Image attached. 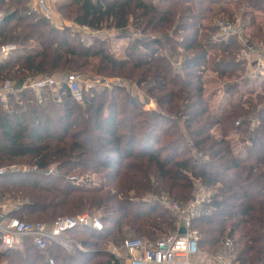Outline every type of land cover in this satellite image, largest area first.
Wrapping results in <instances>:
<instances>
[{"label":"trees","instance_id":"trees-1","mask_svg":"<svg viewBox=\"0 0 264 264\" xmlns=\"http://www.w3.org/2000/svg\"><path fill=\"white\" fill-rule=\"evenodd\" d=\"M155 1H59V11L79 26L133 28L145 37L118 60L104 41L95 39L88 46L69 28L52 26L31 10V0H0V12L3 4L14 5L0 23V48L18 46L0 61V84L10 79L19 88L29 79L95 67L98 73L134 82L158 106L146 112L138 98L120 87L84 88L82 104L64 85L59 93L44 90L40 98L31 90L20 91L17 98H8L7 110L0 100V168L7 169L0 176V203L18 205L9 217L49 225L63 217L99 214L103 231L69 233L83 251L68 253L56 244L48 251L55 264H117L105 246L122 248L130 233L157 241L176 231V216L152 196L168 195L185 205L199 182L212 191L193 224L200 251L216 254L230 239L237 255L233 264H264V82L257 88L249 80L227 84L231 95L243 85L252 97L258 89L262 94L212 114L202 83L208 56L222 53L212 66L221 80L232 78L245 72L238 58L243 47L236 38L219 44L208 40L206 46L200 42L203 30L213 33L204 23L214 7L236 3L245 29H251L249 41L264 44L263 26L253 15L264 14V0ZM164 45L173 53L185 52L182 72L160 53ZM171 117L183 126H174ZM253 119L259 122L251 133ZM215 127L219 138L211 135ZM236 131L244 142L252 137L251 147L240 153L228 140ZM186 135L202 158L184 148ZM12 166L18 169L9 171ZM89 175L98 178L97 185ZM0 264L48 263L26 238L18 249H4L0 242Z\"/></svg>","mask_w":264,"mask_h":264},{"label":"built area","instance_id":"built-area-1","mask_svg":"<svg viewBox=\"0 0 264 264\" xmlns=\"http://www.w3.org/2000/svg\"><path fill=\"white\" fill-rule=\"evenodd\" d=\"M32 11L49 21L52 26L63 29L54 11L56 0H32ZM4 20V15L0 13V23ZM70 29H78L79 32H86L97 36L100 31L91 30L77 24L69 26ZM218 36L227 41L237 38L243 47L238 58L243 62L246 71V79L257 80L264 75V44L256 46L242 35L243 30L240 21L217 20L215 24ZM76 31V30H74ZM78 32V31H76ZM217 41V40H215ZM18 51V46L14 44L4 45L0 48V61L7 60ZM84 77L79 73H66L61 80L52 77H42L24 81L21 87L16 88L11 80H6L0 84V100L7 102L10 96L17 95L20 91L31 90L40 98L44 90L59 93L62 85L66 86L73 98L79 104L83 103ZM109 83L106 82V87ZM93 86H89L93 88ZM237 126L240 122H237ZM251 140L248 145H251ZM15 167H10L9 171H15ZM5 169L0 168V176L4 175ZM203 198L196 197L186 205L174 202L169 198L152 199L157 201L165 210L173 213L177 218V229L174 233L159 239L149 241L141 238H128L124 240L122 249L126 252L127 264H192V260L200 254L199 235L193 228L194 221L199 217L202 210ZM7 207H0V242L4 249H18L22 246L26 238L33 240L34 246L45 255L48 264H55V260L50 255L48 249L50 244H56L64 251L73 253L83 251L82 246L76 240L69 237V233L77 229L103 231L101 217L89 212L76 217H63L57 219L52 224L42 222H25L14 217H9L6 212ZM181 228L186 229L185 234H180ZM113 255L119 257L114 248ZM218 259L220 264H233L236 259L235 245L232 240L227 239ZM116 260H118L116 258ZM119 261V260H118Z\"/></svg>","mask_w":264,"mask_h":264},{"label":"rangeland","instance_id":"rangeland-1","mask_svg":"<svg viewBox=\"0 0 264 264\" xmlns=\"http://www.w3.org/2000/svg\"><path fill=\"white\" fill-rule=\"evenodd\" d=\"M155 2L158 3L159 0H156ZM32 3L33 2L31 0V2H30L31 10L33 8ZM58 3L59 2H56L54 4V11L56 13V17L58 18L59 22L62 24L63 28H69L70 29L69 26H73V25H75V23L73 21H71L69 18H67V16L64 13L59 11ZM13 8H14V5L12 3L9 4V7L8 6L5 7L3 4L2 5V11L0 13L5 16L4 13L12 11ZM214 8H215L216 12L214 14H210L211 20H209V21L207 20L204 23L205 25L212 27L213 33L203 30V32H201V36H200V42L202 44H204L206 46V42L208 40H210L208 42H212L214 44H219V43H223V42L228 41V40L223 41L218 36L217 29L215 28V24H216L217 20H227V21H234V22L240 21V24H241L242 30H243L242 35L246 38L249 37L248 35L251 32V29H249V28L245 29L243 17L241 16L243 10H240V9L238 10L236 8V3H233V5H227V6L222 4V5H220V7H214ZM220 8H223L224 10H226V13L225 14L219 13L218 11L221 10ZM244 10H246V12H247L249 9L244 8ZM228 12H230L232 14V17L227 16ZM215 14H216V16H214ZM253 15L256 18V21L262 23V25L264 27V14H262L261 12H254ZM38 16H40V15H38ZM212 17H214V18H212ZM70 30L72 33L79 34L78 35L79 38L82 40V42L85 45H88V46L93 45V43L95 42V39H99L101 41H104L105 44L107 45V52L118 60H122V59L126 58L127 48L130 47L132 44H134L136 39L145 38V37H143V35L139 31H137L133 28H130L128 30L121 32V31H117L113 28L104 27L102 30H100V33L97 36L90 35L89 33H86V32H79L78 29H74L78 32L74 31L73 29H70ZM159 37H161V36L160 35H153L151 38H159ZM147 38L150 39V36ZM215 40H217V41H215ZM238 42H239V40H238ZM258 46H260V45H258ZM162 47L160 48V53L168 55L171 58L174 69L177 70V72H182L183 70H182L181 61L183 59L185 52L179 48V50H177L176 53H173L171 48H170V45H164ZM168 48H170V49H168ZM171 53L173 56L171 55ZM221 54L222 53H220L218 51L210 52L208 59H207L209 64L207 66H205L204 71H202L203 72L202 73V77H203L202 83H203V88H204V95H205L206 100L209 102L210 112L212 114H215V115L222 114V112L225 109L229 108L231 103H237L241 100H246V99L254 100L253 98H256V96L258 94H262V91L260 89H258V90H256L254 96L252 97L251 94H249L250 89H247V87H245L244 85L242 87H240V89H236L234 91V94H232V95L228 94L226 91L227 84H242L241 83L242 80H248V79H246L247 74L245 71L244 73H242L240 75L237 74L232 78L226 77V79L221 80L219 78L220 76L215 71L216 69L213 68V66H212L213 62H217V61L221 60ZM93 62L95 64H98V61H96V60ZM76 72H79L84 77V80L82 82L83 89L84 88L89 89L90 85L91 86L94 85V87L98 88V90H102L103 88L111 90L114 87H120V88L126 89L130 94H132L133 96L138 98L139 101L144 105V110L146 112H149L151 110H155V111L158 110V106H157L156 102L153 99H149V98L147 99L144 95V91L142 90V88L138 87L134 82L129 81L127 79H123V78H119V77H109V75L98 73V69H96L95 67H92L90 69L87 68V69H84L81 71L70 70V71H67L64 73H60V74H51L48 77H52V78L61 80L64 74L76 73ZM6 80H10V79H6ZM106 82L109 83V85H108L109 87H106ZM14 84L16 86L15 82H14ZM19 86H21V85H19ZM253 88H255V87H253ZM16 96L17 95H15V97ZM1 103L3 104V106H5L6 110L9 109V105H8L9 99H7L6 103H3V102H1ZM172 119L174 120L173 121L174 126L180 125V124H181L180 126H183L181 120H179V119L177 120L175 117H171V120ZM250 122H251V124H250L251 126L249 129H250V132L253 133V130L258 125L259 121L256 119H253V120H250ZM211 135L214 136L215 138H219L221 136L219 128L215 127L214 129H212ZM243 138H245L244 135L237 132V131L235 133H232L228 137V140L232 143V145H233L232 147L234 148L236 153H240V152L244 151L245 148L251 147V145H252V144L248 145L249 141L252 138L251 136H250V138L246 139L245 142L242 140ZM184 148L190 149L192 151L193 155H195V156H199L200 158L203 157V156L198 155L196 153V150L193 148L192 140L187 135H186V139H185ZM12 167H15L16 170L18 169L17 166H12ZM53 168L54 167L51 168V171L53 170ZM3 169L7 170L4 167H3ZM89 176H90L89 180L93 184L97 185L98 184V178L95 175H89ZM196 185H197L196 189H195V191L192 195V198L189 202L194 200L196 197H201V198H203L202 199V201H203L202 206H204V204L209 200V197L212 194V191L206 190L199 182H196ZM152 197L155 199L166 198V197L171 199L168 195L152 196ZM171 200L174 202H177L173 199H171ZM153 201H155V200H153ZM177 203H179V202H177ZM181 205H183V204H181ZM1 206H6L7 207L6 212H9L10 210L15 209L18 205L15 202L7 201V202L0 203V207ZM96 215H99V214H96ZM128 238H136V236L130 233L126 237V239H128ZM105 248H106L105 250L112 255H113L112 252H113L114 248L117 250V254L119 257H116L115 255H113L115 257V259L117 258L119 260V261L118 260L115 261L117 264H127L125 261L127 254L120 247V245L116 246L115 244H109V245L105 246ZM220 255H222L221 251L216 253V254H209L207 252L200 251V254L192 260V264H220V260L218 259V257Z\"/></svg>","mask_w":264,"mask_h":264},{"label":"crops","instance_id":"crops-1","mask_svg":"<svg viewBox=\"0 0 264 264\" xmlns=\"http://www.w3.org/2000/svg\"><path fill=\"white\" fill-rule=\"evenodd\" d=\"M60 0H56V2H59ZM263 14V13H262ZM258 22V21H257ZM258 23H260V22H258ZM261 25H262V23H260ZM263 26V25H262ZM263 29H264V27H263ZM249 80V79H248ZM249 81H251V80H249ZM252 82V84L255 86V88H257V86H259V85H261L262 84V82H264V75H262V76H260V78L259 79H257V80H252L251 81ZM22 86V85H21ZM21 86H19V87H21Z\"/></svg>","mask_w":264,"mask_h":264},{"label":"water","instance_id":"water-1","mask_svg":"<svg viewBox=\"0 0 264 264\" xmlns=\"http://www.w3.org/2000/svg\"><path fill=\"white\" fill-rule=\"evenodd\" d=\"M179 233H180V234H185V233H186V229H185V228H181V230H180Z\"/></svg>","mask_w":264,"mask_h":264}]
</instances>
